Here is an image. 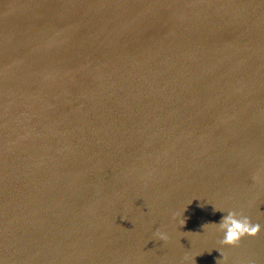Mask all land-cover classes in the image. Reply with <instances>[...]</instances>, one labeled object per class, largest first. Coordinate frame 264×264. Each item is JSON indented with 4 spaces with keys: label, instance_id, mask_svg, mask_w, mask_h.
Segmentation results:
<instances>
[{
    "label": "water",
    "instance_id": "95a60500",
    "mask_svg": "<svg viewBox=\"0 0 264 264\" xmlns=\"http://www.w3.org/2000/svg\"><path fill=\"white\" fill-rule=\"evenodd\" d=\"M214 207L264 226V0H0V264H264Z\"/></svg>",
    "mask_w": 264,
    "mask_h": 264
},
{
    "label": "clouds",
    "instance_id": "9594fccd",
    "mask_svg": "<svg viewBox=\"0 0 264 264\" xmlns=\"http://www.w3.org/2000/svg\"><path fill=\"white\" fill-rule=\"evenodd\" d=\"M214 210H221L225 213L219 222H214L217 230L222 233L220 237L221 244H236L243 236L255 235L264 227L259 222H253L249 216L235 209L224 210L223 208L214 207ZM179 223L181 226L184 225L186 223V217L179 218ZM157 235L161 240H167L169 238L167 232L159 229L157 230Z\"/></svg>",
    "mask_w": 264,
    "mask_h": 264
},
{
    "label": "bare ground",
    "instance_id": "6f19581e",
    "mask_svg": "<svg viewBox=\"0 0 264 264\" xmlns=\"http://www.w3.org/2000/svg\"><path fill=\"white\" fill-rule=\"evenodd\" d=\"M36 107H38L37 105H33V104H31V108H36ZM43 106L41 105V108H42ZM42 110L43 111H45L46 110V108H42Z\"/></svg>",
    "mask_w": 264,
    "mask_h": 264
}]
</instances>
